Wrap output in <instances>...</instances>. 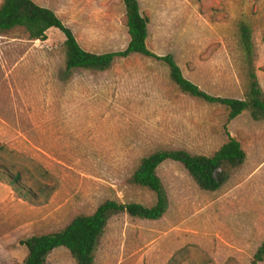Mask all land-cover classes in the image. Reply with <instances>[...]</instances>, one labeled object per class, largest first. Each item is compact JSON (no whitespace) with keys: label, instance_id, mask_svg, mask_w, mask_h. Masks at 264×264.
<instances>
[{"label":"rangeland","instance_id":"rangeland-1","mask_svg":"<svg viewBox=\"0 0 264 264\" xmlns=\"http://www.w3.org/2000/svg\"><path fill=\"white\" fill-rule=\"evenodd\" d=\"M32 1L51 9L86 51L127 46L121 0ZM138 3L149 50L171 54L210 95L244 97L249 65L238 27L250 25L256 59L264 55V0ZM228 136L245 159L217 190L200 189L181 163L164 161L156 173L165 213L156 220L111 215L93 264H251L264 240V118L254 121L245 110L228 121L224 106L182 93L154 58L134 53L103 71H67L58 29L44 40L29 39L23 27L0 33V264L21 263V240L60 230L107 199L153 205L155 194L131 178L142 157L170 149L211 155ZM8 173L31 196L18 195ZM45 264L76 263L57 247Z\"/></svg>","mask_w":264,"mask_h":264},{"label":"trees","instance_id":"trees-1","mask_svg":"<svg viewBox=\"0 0 264 264\" xmlns=\"http://www.w3.org/2000/svg\"><path fill=\"white\" fill-rule=\"evenodd\" d=\"M125 9L126 28L129 37L123 50L93 53L80 47L72 31L49 8L40 6L32 0H2L0 4V33L14 27H23L29 39L44 40L46 31L58 29L64 35L65 69L97 70L108 69L115 58L140 54L163 62L169 70L170 80L184 94L211 104H219L227 110V120H233L243 111H248L252 120L264 118V92L256 76V54L249 24L240 23L238 27L239 44L248 63V83L243 98L213 96L195 83L185 78L171 54L156 55L148 49V19L139 8L138 0H121ZM264 42V37H263ZM245 152L239 141L228 136L211 155L191 154L183 149L159 150L141 158L133 171L132 181L155 194V202L145 206L135 202L122 203L107 199L88 215L75 216L60 230L32 235L20 241L27 254L19 264H45L47 255L57 247L66 248L76 264H93L99 237L111 215L126 212L131 217L156 220L162 217L168 207L167 194L156 173V168L166 160L179 162L202 190L215 191L227 179L228 169L243 163ZM5 175L4 173H0ZM9 184L21 197L31 196L30 189L20 183L18 174H6ZM264 261V240L257 247L251 264ZM167 264H174L170 260Z\"/></svg>","mask_w":264,"mask_h":264},{"label":"crops","instance_id":"crops-1","mask_svg":"<svg viewBox=\"0 0 264 264\" xmlns=\"http://www.w3.org/2000/svg\"><path fill=\"white\" fill-rule=\"evenodd\" d=\"M147 42H148V35H147V38H146V44H147ZM253 42H254V40H253ZM254 47L256 48L255 42H254ZM256 69H257L256 70L257 80L259 82L260 87L264 90V55H263L262 52H259L257 54Z\"/></svg>","mask_w":264,"mask_h":264}]
</instances>
